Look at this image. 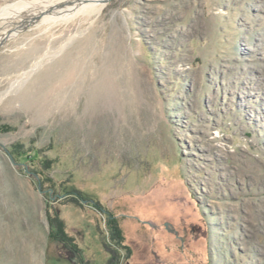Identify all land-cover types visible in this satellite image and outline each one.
I'll return each instance as SVG.
<instances>
[{"label":"rangeland","instance_id":"rangeland-1","mask_svg":"<svg viewBox=\"0 0 264 264\" xmlns=\"http://www.w3.org/2000/svg\"><path fill=\"white\" fill-rule=\"evenodd\" d=\"M88 3L0 45V264H264V0Z\"/></svg>","mask_w":264,"mask_h":264},{"label":"bare ground","instance_id":"bare-ground-1","mask_svg":"<svg viewBox=\"0 0 264 264\" xmlns=\"http://www.w3.org/2000/svg\"><path fill=\"white\" fill-rule=\"evenodd\" d=\"M69 0H31L20 1L0 7V45L5 37L11 34L20 33L27 30L31 25L37 27L42 24L54 25L67 23L75 18L78 14H87L90 16L93 13V5L88 3V0H74L75 4L69 3ZM91 6V7H90ZM90 7V9H89ZM23 13H27L23 15ZM47 29V28H46ZM40 55L35 60L36 67L44 57Z\"/></svg>","mask_w":264,"mask_h":264},{"label":"trees","instance_id":"trees-1","mask_svg":"<svg viewBox=\"0 0 264 264\" xmlns=\"http://www.w3.org/2000/svg\"><path fill=\"white\" fill-rule=\"evenodd\" d=\"M72 202H74V200ZM113 231H114V233L116 234V236H117V238L119 240L118 244L122 245L121 241H123V237L120 235V231H119V228L117 227V225H116V227L113 228ZM49 237H50V239H52V241H56V242L60 243L65 248H67L69 246L70 250L74 254H76V255L78 254L79 249L77 248L76 245L73 244V242H72L73 239L66 234L64 226H63V223H61V221L56 220L54 222L53 221L51 222V232H50V236ZM122 248L126 249V250L128 249L125 246H122ZM111 260L113 261V258H111Z\"/></svg>","mask_w":264,"mask_h":264}]
</instances>
